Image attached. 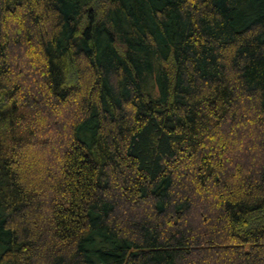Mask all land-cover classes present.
<instances>
[{
    "label": "trees",
    "instance_id": "obj_1",
    "mask_svg": "<svg viewBox=\"0 0 264 264\" xmlns=\"http://www.w3.org/2000/svg\"><path fill=\"white\" fill-rule=\"evenodd\" d=\"M0 264H264V0H0Z\"/></svg>",
    "mask_w": 264,
    "mask_h": 264
}]
</instances>
